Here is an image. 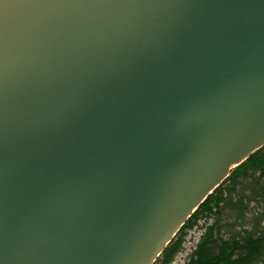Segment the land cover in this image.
Listing matches in <instances>:
<instances>
[{"label": "water", "instance_id": "obj_1", "mask_svg": "<svg viewBox=\"0 0 264 264\" xmlns=\"http://www.w3.org/2000/svg\"><path fill=\"white\" fill-rule=\"evenodd\" d=\"M264 147V0H0V264H155Z\"/></svg>", "mask_w": 264, "mask_h": 264}, {"label": "trees", "instance_id": "obj_2", "mask_svg": "<svg viewBox=\"0 0 264 264\" xmlns=\"http://www.w3.org/2000/svg\"><path fill=\"white\" fill-rule=\"evenodd\" d=\"M252 202L263 209L255 212L249 229L242 228ZM230 211L241 229L223 223L224 214ZM210 218L215 221L209 224ZM201 220L203 231L185 264H264V147L239 165L205 200L155 264H172L183 249L188 229ZM228 227L226 238L223 230Z\"/></svg>", "mask_w": 264, "mask_h": 264}, {"label": "rangeland", "instance_id": "obj_3", "mask_svg": "<svg viewBox=\"0 0 264 264\" xmlns=\"http://www.w3.org/2000/svg\"><path fill=\"white\" fill-rule=\"evenodd\" d=\"M249 209L250 211L247 213V219L244 222V227L242 228H246L249 229L251 227V222L254 221L255 219V212L258 211H262L263 207H257V203L252 202L249 205ZM235 218L233 216V213L227 212L224 214L223 216V223H232L233 227H235V229H241L240 225H237L235 223ZM215 219L214 218H210V221L208 222L209 224L214 222ZM204 225V220L199 221L198 225L189 228L188 229V233L185 237V242L183 244V249L180 253H178V255L176 256L174 262L172 264H185L188 260H189V255L191 254V251L194 249L195 245L197 244L200 235L203 231L202 226ZM264 225V222H263ZM224 235L226 238H228L229 234H230V229L228 228H224L223 230Z\"/></svg>", "mask_w": 264, "mask_h": 264}]
</instances>
